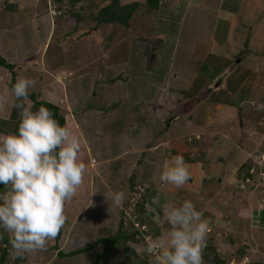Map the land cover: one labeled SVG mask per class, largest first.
I'll return each mask as SVG.
<instances>
[{"label": "rangeland", "instance_id": "rangeland-1", "mask_svg": "<svg viewBox=\"0 0 264 264\" xmlns=\"http://www.w3.org/2000/svg\"><path fill=\"white\" fill-rule=\"evenodd\" d=\"M110 3L0 0V54L16 78L34 81L30 94L59 104L86 165L82 184L65 204L60 237L22 256L0 241V258L6 253V264H80L84 257L81 264H95L104 244L70 253L121 232L128 238L103 264H166L163 207L190 200L208 224L203 264H264V111L246 103H264V69L248 66V55L258 56L249 47L264 13L256 8L252 18H241L239 3L223 0L217 2L220 12L235 16L217 22V14L205 11L207 0H120L118 11L142 6L128 25H99V11ZM212 28L219 37L238 28L244 48L228 58L227 48L212 49ZM62 69L68 71L60 84L65 98L51 99L50 73ZM225 72L224 86L208 93ZM11 79L0 68V94L7 96L0 103L3 120L14 108ZM176 155L190 169L181 188L160 179ZM119 193L124 196L116 205L111 197Z\"/></svg>", "mask_w": 264, "mask_h": 264}, {"label": "clouds", "instance_id": "clouds-1", "mask_svg": "<svg viewBox=\"0 0 264 264\" xmlns=\"http://www.w3.org/2000/svg\"><path fill=\"white\" fill-rule=\"evenodd\" d=\"M33 84L29 78L18 77L12 85L18 129L0 134V185L4 186L0 191V230L11 234L9 243L17 256L42 251L48 240L56 237L65 222V204L76 195L86 174V165L78 155L79 137L61 126L43 105L33 110L29 100ZM6 98V93L0 94V103ZM246 103L264 111V103ZM160 179L183 187L190 179L184 157L173 156ZM123 196L119 193L111 200L119 205ZM163 214L168 225L163 251L166 264H203L208 224L194 203L169 202Z\"/></svg>", "mask_w": 264, "mask_h": 264}, {"label": "trees", "instance_id": "trees-1", "mask_svg": "<svg viewBox=\"0 0 264 264\" xmlns=\"http://www.w3.org/2000/svg\"><path fill=\"white\" fill-rule=\"evenodd\" d=\"M151 4V6L153 7H157L158 2L156 1H150L149 2ZM120 6V0H111V3L108 4L107 6L103 7L98 14L97 20L96 22L99 25H113V24H120V25H128V21L132 18V16L134 15V12L140 8V6H142L141 4H135L134 6H127V7H121V10L118 11ZM7 9L9 11H12V9H15L13 7L12 4L9 5V7H7ZM121 11L125 12V13H121ZM222 35L216 36L215 33V39L213 38V41H217L220 43H226L227 39L226 38V34L225 33H221ZM218 39V40H217ZM209 43H213V42H209ZM246 46H248V42H246ZM216 47V46H215ZM215 47H212V49H214ZM215 50V49H214ZM21 56V55H20ZM40 62V61H37ZM39 64V63H38ZM0 68L6 69L8 70L11 75H12V79L10 80V87H12V85L15 83L16 81V74L14 73V69L15 67H13V64H9L6 60L5 57H3L0 54ZM59 88V87H58ZM55 89V88H54ZM52 90L51 88H48V90L50 91H55L54 93L56 95L51 96L50 98L52 99L53 97L56 98L57 96H63V92L62 90ZM11 94V92H10ZM12 95V94H11ZM13 97V96H12ZM14 99V98H13ZM29 100L31 102V105L33 107V110L38 109L41 105H43L44 107L48 108L54 115V118L61 124V126H67L68 127V118H66L65 116L61 115V109L60 106L57 102H47L46 100H38L36 99L35 94H30L29 93ZM16 101L14 100V104L15 105ZM72 119V118H70ZM18 124H19V112L18 110L15 108H13L12 110V114L11 117L8 120H3L2 118H0V134L4 133V134H10V133H14L17 131L18 129ZM69 128V127H68ZM4 190V186L0 185V191ZM145 202H143L142 204H138V207L140 209L144 208L146 205V200H144ZM60 237V231L57 234V239ZM128 237L125 234H122L121 232H119L114 238H106V239H102L99 240L97 242H95L94 244H92L90 247L88 248H82L79 249L77 251H73L70 253L71 257H75L78 255H82L85 254L86 252H89L91 250H94L96 247H98L101 244H104V250L103 252L100 254V256L97 258L96 263L95 264H103L106 262L108 256L110 255V253L112 251H116L119 245V242L122 239H127ZM11 239V236H7L4 235L3 233L0 232V241L2 243H4L5 245L10 244L9 241ZM126 251L130 252L132 250L130 249H126ZM6 257L7 254L5 253L1 258H0V263L6 264ZM210 259V258H209ZM211 260V259H210ZM212 261V260H211ZM214 261L216 262V260L214 259ZM131 264H145V262H138V261H133Z\"/></svg>", "mask_w": 264, "mask_h": 264}, {"label": "crops", "instance_id": "crops-1", "mask_svg": "<svg viewBox=\"0 0 264 264\" xmlns=\"http://www.w3.org/2000/svg\"><path fill=\"white\" fill-rule=\"evenodd\" d=\"M213 1L207 0V3L205 5V11L209 14V16H211V15L215 16V14H217V18H216L217 22H218V20L220 18H226L229 15H232L233 17L235 16L234 13L232 14V12L230 13L229 11L220 12V4H217V2L219 1L220 3H222L223 0H216L214 6H213ZM224 1L225 2L226 1L227 2H234L235 6H237V4L239 3V6H237L236 8H237L238 15L241 18L244 17V16H247V15H248L247 18H249V19L252 18V15L254 13H256V8H259L264 13V0H224ZM252 9H253V11H252ZM249 11H252V12L250 13ZM213 29L214 28L210 29V32H212V34H211V37H209V38L212 39L211 42H213V44H214L213 47L216 46L214 48L215 50H219L220 46H223L224 48H227L228 49V51H226L227 58L229 56H232V52L233 51L244 48L243 41H242V43H239V40H240L241 37H239V35H237L238 28H236L235 33H233L232 35L229 34V36L226 37V39H227L226 43H220V42H217L216 40L213 41V38L215 37V30H213ZM239 32L240 31H238V33ZM236 36H238V37L236 38ZM251 38L252 39L250 40L249 51L252 54H257L258 56H250V55H248V62H250V64H248V66L250 67V69L252 68L253 70H257L258 71V70L264 69V20H263V22L259 23V25L257 26V29L255 31V34ZM11 41L12 42L19 41V39L13 37V38H11ZM65 72L68 74V71L66 69H62V70H60V72H56L55 71V72H53L54 74L50 73L51 77H52V81L54 83V88L56 89V86L57 87H61L62 92H64V87L60 86V84L63 81H65V82L68 81V78L64 79V77H63V75H67ZM62 97L65 98V93H63ZM252 141H253V139H252ZM246 142H248V141H246ZM247 146H248V144H247ZM247 146H246L244 151L242 149H239L240 153H245L246 154V152L249 151L251 148H253L252 146H254V145H250L249 148ZM236 148L232 149L234 155H235ZM238 156H239V154H238ZM234 162H237L236 159L233 160V163ZM241 162H243L242 159H241ZM241 162L239 161L238 163H241ZM203 169H204L203 177H205L206 176L205 167ZM209 171L212 172L211 169ZM207 177H208V175H207ZM201 183L203 184V182H201ZM213 189H214L213 191H217V192L221 191L220 187H218V186H214ZM258 214L260 215V211L258 212ZM84 261H88V259L83 257L81 259V261H80V264L82 262H84ZM89 263L91 264L90 260H89Z\"/></svg>", "mask_w": 264, "mask_h": 264}, {"label": "water", "instance_id": "water-1", "mask_svg": "<svg viewBox=\"0 0 264 264\" xmlns=\"http://www.w3.org/2000/svg\"><path fill=\"white\" fill-rule=\"evenodd\" d=\"M228 75H229L228 72H225L221 78H218L214 83V87L208 89V93L213 92L215 89L218 90L222 88L224 86L225 80L228 77Z\"/></svg>", "mask_w": 264, "mask_h": 264}, {"label": "bare ground", "instance_id": "bare-ground-1", "mask_svg": "<svg viewBox=\"0 0 264 264\" xmlns=\"http://www.w3.org/2000/svg\"><path fill=\"white\" fill-rule=\"evenodd\" d=\"M184 63V62H183Z\"/></svg>", "mask_w": 264, "mask_h": 264}]
</instances>
